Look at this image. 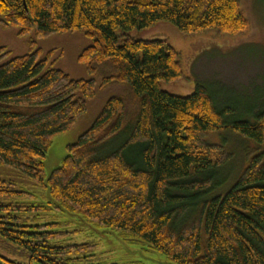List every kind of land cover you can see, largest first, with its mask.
Wrapping results in <instances>:
<instances>
[{
	"label": "trees",
	"instance_id": "obj_1",
	"mask_svg": "<svg viewBox=\"0 0 264 264\" xmlns=\"http://www.w3.org/2000/svg\"><path fill=\"white\" fill-rule=\"evenodd\" d=\"M170 23L183 35L238 36L249 29L239 0H0V25L39 39L83 32L93 40L78 61L96 80L48 68L36 50L0 66V164L24 174L86 222L146 245L174 264H264V111L256 122L229 123L203 86L189 97L162 83L183 77L167 41L133 31ZM33 49V48H32ZM10 55L0 48V61ZM121 86L90 129L68 147L45 181L52 139L87 113L96 89ZM230 131L257 146L231 188L212 173L232 155L207 143ZM32 194L0 178V237L17 246L0 264H88V245H63L67 231L43 221Z\"/></svg>",
	"mask_w": 264,
	"mask_h": 264
},
{
	"label": "rangeland",
	"instance_id": "obj_2",
	"mask_svg": "<svg viewBox=\"0 0 264 264\" xmlns=\"http://www.w3.org/2000/svg\"><path fill=\"white\" fill-rule=\"evenodd\" d=\"M249 21L245 34L229 36L211 30L185 36L170 23H160L150 30L133 31L129 35L144 41H167L179 54L183 77L174 83H162V89L180 97L191 96L197 86L205 87L216 106L226 109L229 123L256 122V115L264 111V0H239ZM18 28L0 25V48L10 55L0 61V66L10 60L41 50V59H47L48 68L63 71L73 80H96L78 58L93 44L83 32L55 34L39 39L35 34L26 38L18 36ZM33 48V49H32ZM124 89L118 85L97 88L93 99L87 101L88 111L68 132L52 139L44 160L45 181L61 167L68 155V147L92 127L107 102L121 96ZM207 143L232 155L224 168L212 173L221 188H231L245 169L257 146L230 131L210 134ZM0 178L12 180L19 189L32 194L27 203L45 208L43 221H54L58 230L68 235L63 245H88L84 262L88 264H174L165 255L146 245L129 243L109 228L86 222L56 203L47 188H38L22 173L0 164ZM17 246L0 237V254L10 260L27 263V259L11 253Z\"/></svg>",
	"mask_w": 264,
	"mask_h": 264
},
{
	"label": "water",
	"instance_id": "obj_3",
	"mask_svg": "<svg viewBox=\"0 0 264 264\" xmlns=\"http://www.w3.org/2000/svg\"><path fill=\"white\" fill-rule=\"evenodd\" d=\"M23 1H24V3H25V0H23ZM67 156H68V155H67ZM67 156H66V157H67ZM66 157H65V159H66ZM65 159H64V160H65ZM57 169H58V168H57ZM53 172H54V171H53ZM53 172H52V173H53ZM50 176H51V175H50Z\"/></svg>",
	"mask_w": 264,
	"mask_h": 264
}]
</instances>
